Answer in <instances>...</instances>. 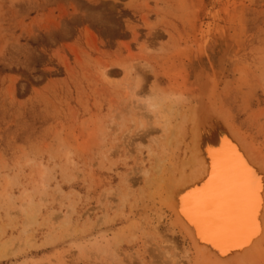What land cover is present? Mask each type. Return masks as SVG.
Returning <instances> with one entry per match:
<instances>
[{
	"label": "rangeland",
	"instance_id": "374dc122",
	"mask_svg": "<svg viewBox=\"0 0 264 264\" xmlns=\"http://www.w3.org/2000/svg\"><path fill=\"white\" fill-rule=\"evenodd\" d=\"M136 73L174 102L226 80L258 134L264 0H0V264L190 263L140 196Z\"/></svg>",
	"mask_w": 264,
	"mask_h": 264
},
{
	"label": "bare ground",
	"instance_id": "6f19581e",
	"mask_svg": "<svg viewBox=\"0 0 264 264\" xmlns=\"http://www.w3.org/2000/svg\"><path fill=\"white\" fill-rule=\"evenodd\" d=\"M199 76L194 91L187 98L183 96L174 102L155 90L146 98H138L144 80L137 73L135 77L133 75V94L136 97L133 130H136L135 139L140 140L136 150L142 155V140L150 137V156L153 158L150 169H146L144 162L143 169L140 168L145 187L140 190V196L143 199L145 192H148V207L158 212L159 223L167 216V232L171 234L167 242L174 253L189 257V264H264V234L243 251L222 256L199 239L195 227L181 213L179 197L207 179L210 173L207 149L222 144L224 138L236 145L258 175L264 176V128L254 134L250 126L243 121L238 122L236 114L224 101L227 95L223 97V93L228 94L230 88L226 80L220 83L218 78L212 76L199 84L204 80ZM140 102L141 106L138 104ZM126 198H123L125 202ZM260 222L264 225V214L260 216ZM155 230L160 231L159 225Z\"/></svg>",
	"mask_w": 264,
	"mask_h": 264
},
{
	"label": "snow or ice",
	"instance_id": "6c2138e0",
	"mask_svg": "<svg viewBox=\"0 0 264 264\" xmlns=\"http://www.w3.org/2000/svg\"><path fill=\"white\" fill-rule=\"evenodd\" d=\"M207 179L180 197L182 215L201 241L222 256L243 251L264 234V176L249 165L229 139L207 149Z\"/></svg>",
	"mask_w": 264,
	"mask_h": 264
}]
</instances>
